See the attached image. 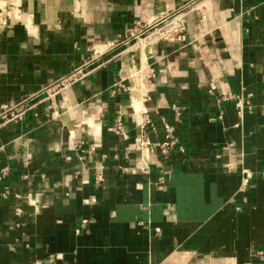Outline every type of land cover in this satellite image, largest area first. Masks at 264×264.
Listing matches in <instances>:
<instances>
[{
	"label": "crops",
	"instance_id": "1",
	"mask_svg": "<svg viewBox=\"0 0 264 264\" xmlns=\"http://www.w3.org/2000/svg\"><path fill=\"white\" fill-rule=\"evenodd\" d=\"M8 4L0 264H264V0ZM179 10L185 42L122 44Z\"/></svg>",
	"mask_w": 264,
	"mask_h": 264
},
{
	"label": "built area",
	"instance_id": "2",
	"mask_svg": "<svg viewBox=\"0 0 264 264\" xmlns=\"http://www.w3.org/2000/svg\"><path fill=\"white\" fill-rule=\"evenodd\" d=\"M136 32L130 34L129 38L124 39L122 44L130 43L138 40H145L152 37L156 41H167V42H185L186 41V24H185V12L183 10L169 13L156 22L143 26ZM144 35V36H142ZM81 72V70H80ZM76 74L68 75L62 79L56 80L55 82L44 86L39 93L45 94L46 97L52 98L56 96L62 90H65L71 84L76 82L82 77V73L79 71ZM79 74V75H77ZM30 98V97H29ZM28 98L14 103L0 113V127L5 123L11 121H17L21 119V116L26 113L27 110L33 107L31 104H26ZM20 107V108H19ZM238 114L243 110V104L240 103L237 106ZM176 144V138L171 131H167L165 140L162 143L157 144L161 152L167 153L169 148ZM3 173L0 174V179ZM247 176V175H246Z\"/></svg>",
	"mask_w": 264,
	"mask_h": 264
},
{
	"label": "bare ground",
	"instance_id": "3",
	"mask_svg": "<svg viewBox=\"0 0 264 264\" xmlns=\"http://www.w3.org/2000/svg\"><path fill=\"white\" fill-rule=\"evenodd\" d=\"M11 0H0V5L4 6L6 4H8ZM140 41V40H139ZM140 45H144V48H143V52H144V55L146 53V51L148 50V46H147V42L145 40H142L140 43H138L136 46H138L136 49L139 50L140 48ZM133 72H134V69H133ZM136 74V73H135Z\"/></svg>",
	"mask_w": 264,
	"mask_h": 264
},
{
	"label": "rangeland",
	"instance_id": "4",
	"mask_svg": "<svg viewBox=\"0 0 264 264\" xmlns=\"http://www.w3.org/2000/svg\"><path fill=\"white\" fill-rule=\"evenodd\" d=\"M8 6H9V4H6V5H4V6H2V5H0V13L4 10V9H6V8H8ZM0 17H1V14H0ZM20 108V107H19ZM31 109V108H30ZM29 109V110H30ZM28 111V110H27ZM26 111V112H27ZM25 114H23L22 116H21V118L24 116Z\"/></svg>",
	"mask_w": 264,
	"mask_h": 264
},
{
	"label": "water",
	"instance_id": "5",
	"mask_svg": "<svg viewBox=\"0 0 264 264\" xmlns=\"http://www.w3.org/2000/svg\"><path fill=\"white\" fill-rule=\"evenodd\" d=\"M5 108H3L1 111H0V113L4 110Z\"/></svg>",
	"mask_w": 264,
	"mask_h": 264
}]
</instances>
